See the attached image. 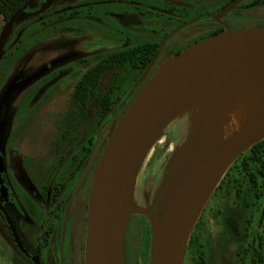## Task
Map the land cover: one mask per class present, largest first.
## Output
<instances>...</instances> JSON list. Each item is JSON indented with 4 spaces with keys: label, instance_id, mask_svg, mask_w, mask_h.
<instances>
[{
    "label": "flooded vegetation",
    "instance_id": "af4514ba",
    "mask_svg": "<svg viewBox=\"0 0 264 264\" xmlns=\"http://www.w3.org/2000/svg\"><path fill=\"white\" fill-rule=\"evenodd\" d=\"M236 1L70 0V3L56 10L41 13L36 20L31 18L22 29L37 23L44 24L50 12V15H56L58 24L82 32L71 37L75 46L86 40L95 42L100 34L106 41L119 44L120 49L116 51L97 55L91 53L84 60L91 67L82 79L94 71L101 73V78L111 69L133 74L135 80L129 92H124L114 101L112 110L120 113L126 112L145 84L170 58L227 29L235 31L264 27L246 26L247 22L256 19L253 11L264 5V0H243L224 12ZM29 4L26 7L28 13L33 14L40 8L37 5L33 8L32 4L29 7ZM68 11L71 12L69 16ZM102 22L107 29L96 27V23ZM67 32L50 35L49 38L61 40V37L69 34ZM63 39L68 43V38ZM110 57L135 58L129 67L120 64L110 68ZM95 58L100 59L97 65L94 64ZM143 60H150V63L145 66ZM82 79L75 86L74 99L84 109L95 93L90 87L86 97L79 96L78 91L84 90L83 87L78 88ZM47 88L46 85L40 87L34 93L35 97ZM113 90L120 91V84ZM10 105L7 102L0 111V123L3 121L6 126L2 127V133L7 137V142L13 134L14 120ZM112 115L111 111L104 118H99L97 130L88 131L65 150L56 147L55 153L50 156L24 157L17 150L6 147L0 176V236L15 249L11 264L17 261L25 264H85L90 192L101 156L111 137L101 144V132L106 125L110 126V123L118 120L117 115ZM228 209L223 213V223L229 242L224 244L218 241L221 263L264 264L263 237L256 244H250L248 221L233 220ZM201 223L192 232L184 264L191 246L197 255L195 264H207L202 253ZM229 243L241 244L232 258L227 257Z\"/></svg>",
    "mask_w": 264,
    "mask_h": 264
},
{
    "label": "rangeland",
    "instance_id": "374dc122",
    "mask_svg": "<svg viewBox=\"0 0 264 264\" xmlns=\"http://www.w3.org/2000/svg\"><path fill=\"white\" fill-rule=\"evenodd\" d=\"M68 3L70 0H30L29 7L32 4L33 8L36 5L40 8L33 14L28 13V8L20 12L2 40L7 23L0 16V111L9 102L14 120L13 134L8 142L2 133V127L6 126L3 121L0 123V176L6 147L17 150L21 156L34 158L50 156L56 147L65 150L88 131L97 130L103 98L113 87L120 84V91H115L113 97L115 101L119 95L129 92L134 83L133 74L111 69L101 76L95 95L86 108L75 102V86L91 67L84 60L91 53H108L120 47L119 44L106 41L102 34L96 37L95 42L86 40L75 46L71 37L82 32L58 24L56 15H50V12L44 24L37 23L22 29L31 18L36 20L41 13L56 10ZM70 14L68 11L67 15ZM253 15L256 19L247 22L246 26H264V5L256 7ZM95 25L107 29L103 22ZM66 30L69 34L63 37L69 39L68 43L63 42V37L61 40L49 38ZM99 60L95 58L94 64ZM44 85L48 87L46 91L35 97L34 93ZM12 87L13 92H10ZM11 94L14 95L9 100ZM209 109L210 102L207 100L192 101L176 112L158 131L136 175L133 190L135 205L157 214L166 211L170 196L187 164L197 148L209 139L204 123ZM124 111L118 113L116 109L112 110L118 120L116 124L105 126L101 132V144L112 135L125 115ZM238 132L241 133L233 130L231 136L227 137L225 130L221 129L214 134L209 146L221 145ZM250 174L251 171L240 162L234 163L202 212L198 223L203 222L202 253L207 264H222L218 241L224 244L229 242L223 223V213L228 208L233 220L248 221L250 244H256L260 237L264 239V179L255 185L250 182ZM0 240V264H11L15 249L2 235ZM152 241L149 221L143 216H130L125 235L126 264H151ZM240 245L229 243L227 257L232 258ZM192 250L191 246L186 255V264H195L197 255Z\"/></svg>",
    "mask_w": 264,
    "mask_h": 264
},
{
    "label": "water",
    "instance_id": "95a60500",
    "mask_svg": "<svg viewBox=\"0 0 264 264\" xmlns=\"http://www.w3.org/2000/svg\"><path fill=\"white\" fill-rule=\"evenodd\" d=\"M19 13L7 23L1 40ZM255 87L264 88V27L227 29L160 66L129 106L101 156L89 198L85 264H126L130 216H143L151 225V264H184L192 232L226 173L264 141V107L248 130L221 145L209 146L214 136L209 134L187 164L163 214L134 204L138 169L162 126L181 108L200 100V93H224L227 88L248 92Z\"/></svg>",
    "mask_w": 264,
    "mask_h": 264
},
{
    "label": "bare ground",
    "instance_id": "6f19581e",
    "mask_svg": "<svg viewBox=\"0 0 264 264\" xmlns=\"http://www.w3.org/2000/svg\"><path fill=\"white\" fill-rule=\"evenodd\" d=\"M198 98L210 102L204 118L207 133L214 135L222 129L229 137L233 130L244 133L253 125L264 107V88L248 92L227 88L224 93H200Z\"/></svg>",
    "mask_w": 264,
    "mask_h": 264
},
{
    "label": "trees",
    "instance_id": "16d2710c",
    "mask_svg": "<svg viewBox=\"0 0 264 264\" xmlns=\"http://www.w3.org/2000/svg\"><path fill=\"white\" fill-rule=\"evenodd\" d=\"M30 0H0V16L3 18L5 23L11 21L18 12L26 9ZM135 57H110L109 67L125 64L129 67L133 64ZM150 60H143V65L147 66ZM101 73L94 71L91 74L86 75L80 82L78 88H84L79 90V96H87L88 88L93 87L94 93L96 92ZM115 91L112 89L102 101V107L100 109V119L104 118L109 112L112 111L114 104ZM128 110V109H127ZM126 110V111H127ZM126 113V112H125ZM113 116V115H112ZM240 162L246 169L251 171L250 182L257 184L264 179V141L255 145L248 152L243 154L236 162ZM16 264H25L22 261H17Z\"/></svg>",
    "mask_w": 264,
    "mask_h": 264
}]
</instances>
